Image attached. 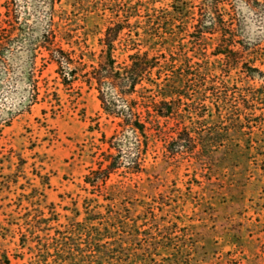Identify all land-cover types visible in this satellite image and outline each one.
<instances>
[{"label":"rangeland","instance_id":"374dc122","mask_svg":"<svg viewBox=\"0 0 264 264\" xmlns=\"http://www.w3.org/2000/svg\"><path fill=\"white\" fill-rule=\"evenodd\" d=\"M223 1L231 30L210 32L212 0H55L53 13L49 0H0V264H264V77L243 70L264 72V0ZM112 26L120 62L140 49L174 64L144 84L176 112L142 108L144 169L101 180L121 119L39 45L52 27L97 64ZM227 44L238 62L215 54Z\"/></svg>","mask_w":264,"mask_h":264},{"label":"trees","instance_id":"16d2710c","mask_svg":"<svg viewBox=\"0 0 264 264\" xmlns=\"http://www.w3.org/2000/svg\"><path fill=\"white\" fill-rule=\"evenodd\" d=\"M54 2L55 0H49L52 13L55 10ZM223 3V0H212L209 6L212 13V16H210V32L219 31V29L231 30V23L233 22L230 20L232 17L230 20H225L222 16L221 11L225 9V6H221ZM9 12L10 7L8 5L6 13ZM50 25H53V18H51ZM120 30V27L113 26L107 29L106 37L102 40L103 49L97 64L88 65L84 61L83 53L79 57H74V51L64 49L56 41V34L52 27L49 28L39 45L48 52L49 56L47 58L58 64L57 71L63 77V82L66 85L71 84L79 77L83 78L89 86H94L97 89L105 113L121 119L119 125L124 128V131L122 133L115 132L108 140L109 148L116 149L117 153H104L99 170L92 172L96 174L97 179L101 180L108 179L111 173L122 166L127 167L131 172H140L144 169V154L147 151L150 135L148 133V118L143 117L142 108H145L147 113L151 115L149 109L151 106L156 117H169L176 112L172 106V100L163 98L156 101V95L152 94L153 87L144 84L147 82L152 86L159 87L163 75L162 82L169 81L171 79L169 72H174V64H168L165 55H150L148 51H141L140 49L128 54L127 59L120 62L114 54L117 49L115 40L118 39ZM201 31L203 32V30ZM5 37L0 28V56L2 48L6 44ZM217 48L215 54L225 55L227 61L238 62L239 51L232 48L230 44L218 46ZM243 70L250 77H257L255 72L259 74L258 77H264L262 70L248 65L247 62H243ZM33 87L36 92V84H33ZM127 132L131 134V139L134 142L129 162H125L123 159V147ZM189 140L191 144L193 139L190 135ZM104 162H106V165L102 166ZM89 182L95 184L92 180H89ZM262 252L264 253V246ZM5 264H10L8 259L5 260ZM226 264H240V261L239 259H231Z\"/></svg>","mask_w":264,"mask_h":264}]
</instances>
